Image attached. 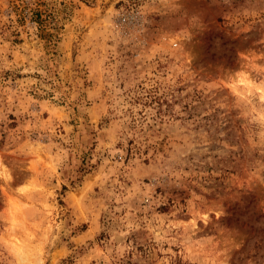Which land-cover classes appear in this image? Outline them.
<instances>
[{"label":"rangeland","instance_id":"374dc122","mask_svg":"<svg viewBox=\"0 0 264 264\" xmlns=\"http://www.w3.org/2000/svg\"><path fill=\"white\" fill-rule=\"evenodd\" d=\"M0 264H264V0H0Z\"/></svg>","mask_w":264,"mask_h":264},{"label":"bare ground","instance_id":"6f19581e","mask_svg":"<svg viewBox=\"0 0 264 264\" xmlns=\"http://www.w3.org/2000/svg\"><path fill=\"white\" fill-rule=\"evenodd\" d=\"M1 172H4V167H3V164H2V159L0 157V173Z\"/></svg>","mask_w":264,"mask_h":264}]
</instances>
